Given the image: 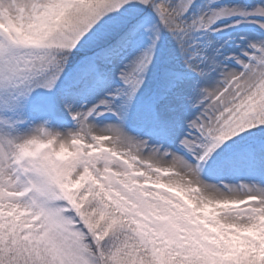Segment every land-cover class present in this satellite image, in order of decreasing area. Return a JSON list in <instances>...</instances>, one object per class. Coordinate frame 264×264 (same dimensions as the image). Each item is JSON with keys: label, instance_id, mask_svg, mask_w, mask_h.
I'll use <instances>...</instances> for the list:
<instances>
[{"label": "snow or ice", "instance_id": "1", "mask_svg": "<svg viewBox=\"0 0 264 264\" xmlns=\"http://www.w3.org/2000/svg\"><path fill=\"white\" fill-rule=\"evenodd\" d=\"M0 264H264V0H0Z\"/></svg>", "mask_w": 264, "mask_h": 264}]
</instances>
